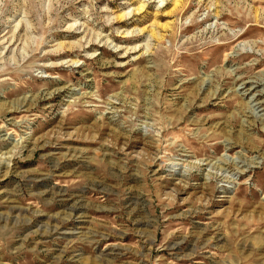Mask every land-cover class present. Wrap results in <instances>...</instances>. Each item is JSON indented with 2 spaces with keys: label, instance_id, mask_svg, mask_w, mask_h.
<instances>
[{
  "label": "rangeland",
  "instance_id": "obj_1",
  "mask_svg": "<svg viewBox=\"0 0 264 264\" xmlns=\"http://www.w3.org/2000/svg\"><path fill=\"white\" fill-rule=\"evenodd\" d=\"M180 1L0 0V264H264V0Z\"/></svg>",
  "mask_w": 264,
  "mask_h": 264
},
{
  "label": "bare ground",
  "instance_id": "obj_2",
  "mask_svg": "<svg viewBox=\"0 0 264 264\" xmlns=\"http://www.w3.org/2000/svg\"><path fill=\"white\" fill-rule=\"evenodd\" d=\"M181 2L180 0H173V10L175 11L180 5H181ZM142 10V9H141ZM153 36V35H152ZM257 83V82H256ZM259 85V84H258ZM247 90H250L249 88ZM257 104H260L262 105L263 103H257ZM259 105V106H260Z\"/></svg>",
  "mask_w": 264,
  "mask_h": 264
}]
</instances>
